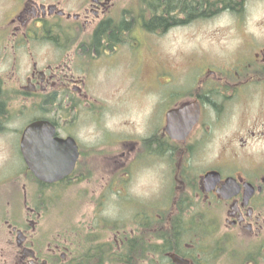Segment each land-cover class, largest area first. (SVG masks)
Here are the masks:
<instances>
[{
  "label": "flooded vegetation",
  "instance_id": "obj_1",
  "mask_svg": "<svg viewBox=\"0 0 264 264\" xmlns=\"http://www.w3.org/2000/svg\"><path fill=\"white\" fill-rule=\"evenodd\" d=\"M10 2L0 22V133L7 132L19 108L23 115L36 112L16 132L14 147L19 149L31 122H48L54 138L72 139L77 145L74 170L62 182L88 179L93 174L90 168L83 174L82 164L99 167L107 161L110 172L98 173L108 177L102 193L109 197L115 178L126 182L128 175L123 174L126 169L115 174L114 153L105 143L114 133L105 115L125 111L133 97L147 114L143 135L136 141L119 138L118 144L127 148L138 145L139 159L132 158L127 166L154 158L168 167L175 190H166L167 205L160 195L148 212L132 213L129 231L116 233L113 222L102 223L96 215L92 227L97 232L86 236L78 230L75 238L63 228L57 232L61 224L44 228L39 207L22 206L25 212L18 222L10 212V220L2 223L8 237L6 247L0 248V264H110V259L121 264H264V0ZM216 20L230 23L222 31L231 33L238 45L209 66L206 47L194 46L192 40L206 36V24ZM178 33L185 35L182 41ZM131 66L134 73L128 81L137 83L139 91L113 97L112 86L102 93L101 84L114 85ZM190 69L192 79L185 82L183 74ZM163 74L172 76V82L164 83ZM190 104L199 110L191 131L196 141H172L165 131L166 114ZM86 124L95 139L89 137V128L75 130ZM216 133L222 136L213 152L211 135ZM200 143L212 154L207 158L212 163L195 181L189 180L192 169L178 163L176 152V158H159L164 147L186 150ZM104 148L102 157L85 153ZM209 172L217 175L203 183ZM163 228L180 230L164 237Z\"/></svg>",
  "mask_w": 264,
  "mask_h": 264
},
{
  "label": "rangeland",
  "instance_id": "obj_2",
  "mask_svg": "<svg viewBox=\"0 0 264 264\" xmlns=\"http://www.w3.org/2000/svg\"><path fill=\"white\" fill-rule=\"evenodd\" d=\"M11 6L10 0L0 1V22L4 18L3 13L10 9ZM229 26L230 23L224 20L210 22L206 24V36L198 35L192 40L194 46L206 47V62L208 61L209 66L211 65L209 61L214 59L219 61L226 55V52H228V56L233 48L238 45V40L233 37L231 33L228 34V32L225 33L222 31L224 29L228 30ZM178 34L179 41H182L181 38L185 35L183 33ZM129 73H134L133 66L127 71L123 69L114 85L108 82L101 84L100 90H102V93H106L114 86L113 97H130L132 92L139 91V87L137 83L128 81ZM191 73L192 69L184 72L182 78L185 82L192 79ZM116 75L117 74H113L111 77L114 78ZM161 79L164 83L169 80L172 82V76L168 74H163ZM163 95L164 97H168L169 92L164 91ZM100 99L105 101L107 97H100ZM127 104L128 108L125 111L118 109L113 113L105 115L108 129L114 133V136L105 138V143L109 151L114 153L113 165L115 174L120 170L126 169L125 172L123 171V174L128 175L126 182H119L118 179H120V176L115 178L114 186L110 187V190L114 192V194L109 197L104 196L105 194L102 193V191L106 189L105 183L108 177L100 174H108V172H110V170L107 169V165H105L107 161L99 167L94 164L90 166L88 164H82L81 172L84 174L86 169L90 168L89 171L93 176H90L88 179H84V176L80 177L82 179L81 181L76 180V177H72L68 182L54 188H49V190L42 189L41 186L34 184L35 180L31 175H28L29 178H20L22 174L19 175V173L22 171L24 163L21 157L20 162L18 151H16L14 147V142L17 139L16 132L21 131L29 118L33 115H37V113L32 111L31 113H25V115L19 114L21 110V108H19L18 112L15 111L12 114L11 121L6 125L5 131L7 132L0 133V248L4 249L6 247L5 239L8 237L6 226L2 225L5 221L2 217L4 215L6 216L8 212H12V216L15 217V221L18 222L17 218L21 211L25 212V209L22 207L23 200L20 198V192L25 191L24 185H27L28 189L31 188L36 197L39 195L38 192L46 191L45 194H42L40 197L41 206L44 205V202L49 197L55 196L54 201L48 202L46 207L40 209L42 212L40 221L44 223V228H55L58 224H61L57 232H61L60 229L63 228L66 235L71 238H75L74 233L78 230H83L86 236L87 233H92L93 235L97 232V228L92 227L96 215L103 219L102 223L107 220L114 224L120 223L122 229L119 230L129 231L133 229L131 220L133 216L132 213L141 209L148 212L149 209L156 206L157 201H155V199L156 197L159 199L160 195H164L163 206L167 205L168 192H166V189H169V191L175 190L171 183L172 178L168 171V167L161 164L162 162L150 158V156L154 154L153 153L152 155L148 154L150 160L140 162L139 164H133L132 166L130 165L131 168L129 169L130 166H127L128 161L132 160V158H138L140 154L138 145L134 143L131 149L129 146L127 148L126 144H118L119 138L125 140L130 138L136 141L137 138L145 132L143 120L144 116L147 114L146 108H138L133 97L128 100ZM88 126L89 124L83 127L78 126L75 130L79 132L89 128V137L95 139V137L91 135L94 133L93 128ZM14 135H16V138ZM232 135L233 134H229L228 136L232 137ZM212 136L215 139H213L211 150L216 152L222 135L216 133L212 134L211 137ZM195 141L196 139L193 140L194 143ZM127 142L129 143L130 141ZM252 148L259 149L257 145H253ZM192 152V155L187 153L184 157L185 161L183 162L180 160V163L185 165L188 164L190 170L192 169L191 173L188 174L189 179L195 181L197 176L205 171L207 165L212 163L210 162L211 158L207 159L212 156V154L208 153L206 145L203 143H200L197 147L194 145L192 147ZM85 153L87 156L97 157L95 155H99L102 157L107 154V148L100 150L86 149ZM159 154L161 155L159 158L164 160L169 159V154L163 155L162 152ZM178 156L181 157V153H178ZM186 160H189V162ZM98 171L100 173H98ZM123 180H125V178ZM160 189L163 190L164 193H161ZM124 191H126L127 194H125ZM192 221H198V219L195 218ZM71 227L74 228L73 231ZM134 230L139 235V231L135 228ZM98 233L103 235L104 232Z\"/></svg>",
  "mask_w": 264,
  "mask_h": 264
},
{
  "label": "water",
  "instance_id": "obj_3",
  "mask_svg": "<svg viewBox=\"0 0 264 264\" xmlns=\"http://www.w3.org/2000/svg\"><path fill=\"white\" fill-rule=\"evenodd\" d=\"M166 132L171 139L184 141L198 120L196 104L171 110L166 114ZM21 151L29 170L42 182L52 183L69 175L77 159V148L70 139H53L50 124L37 121L30 124L23 133ZM212 173L205 174L209 181Z\"/></svg>",
  "mask_w": 264,
  "mask_h": 264
},
{
  "label": "trees",
  "instance_id": "obj_4",
  "mask_svg": "<svg viewBox=\"0 0 264 264\" xmlns=\"http://www.w3.org/2000/svg\"><path fill=\"white\" fill-rule=\"evenodd\" d=\"M162 154L163 155H165V154H169V157H173L174 156V153L176 152H178V153H180V152H182V150L181 149H175V148H168V149H166L165 147L162 149ZM177 153V154H178ZM190 180V179H189ZM191 181V180H190ZM122 225H120V223H115L114 224V230L116 231V233L118 232V233H121V232H124V230H119V229H122V227H121ZM163 230V236L164 237H173L174 236V234H172V233H174V231L175 232H178L180 229H178V230H174L172 233H171V231L170 230H168L167 228H163L162 229ZM140 233L142 234V232H141V230H140ZM141 236V235H140ZM140 242V241H139ZM133 243L134 245H135V247L137 246H139V244L140 243H142V244H146L147 245V243L144 241V240H142V242H140V243ZM86 248V252H90L91 250H92V247L91 246H87V247H85ZM104 253H107V251H105ZM104 260H106V259H101L100 260V262H102V261H104ZM109 263L110 264H121L122 263V261L121 260H119V259H110L109 260Z\"/></svg>",
  "mask_w": 264,
  "mask_h": 264
},
{
  "label": "bare ground",
  "instance_id": "obj_5",
  "mask_svg": "<svg viewBox=\"0 0 264 264\" xmlns=\"http://www.w3.org/2000/svg\"><path fill=\"white\" fill-rule=\"evenodd\" d=\"M191 105V104H190ZM44 189H47V187H45Z\"/></svg>",
  "mask_w": 264,
  "mask_h": 264
}]
</instances>
